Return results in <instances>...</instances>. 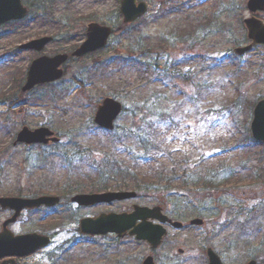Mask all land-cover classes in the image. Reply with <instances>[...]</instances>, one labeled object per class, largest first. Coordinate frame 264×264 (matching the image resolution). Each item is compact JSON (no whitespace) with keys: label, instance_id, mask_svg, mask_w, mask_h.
I'll list each match as a JSON object with an SVG mask.
<instances>
[{"label":"rangeland","instance_id":"1","mask_svg":"<svg viewBox=\"0 0 264 264\" xmlns=\"http://www.w3.org/2000/svg\"><path fill=\"white\" fill-rule=\"evenodd\" d=\"M146 1V15L124 27L119 0H22L29 10L25 21L0 27V196L61 195L76 180L83 186L78 191H88L89 165L106 154L130 164L141 131L151 135L157 152L137 171L153 173L162 166L170 183L178 177L181 184L187 181L183 169L217 176L225 170L220 177L228 183L212 191L174 188L86 209L69 204L67 195L54 210L24 213L13 230L44 234L57 228L46 252L63 247L55 261L62 264H140L151 253L156 264H207L206 248L223 264L249 259L264 264V145L249 130L250 102L264 99V45L240 58L233 54L249 43L243 21L255 15L264 22V14L249 13L247 0ZM90 22L121 32L105 49L69 60L59 81L22 95V73L39 55L21 52L19 43L46 35L53 41L45 55L70 53ZM105 98L127 109L111 134L92 123ZM23 127H47L60 144L14 145ZM163 201L166 215L184 227L168 228L156 251L133 238L92 239L76 230L80 218ZM192 218L204 220L203 227L187 225ZM50 262L44 255L25 261Z\"/></svg>","mask_w":264,"mask_h":264},{"label":"water","instance_id":"2","mask_svg":"<svg viewBox=\"0 0 264 264\" xmlns=\"http://www.w3.org/2000/svg\"><path fill=\"white\" fill-rule=\"evenodd\" d=\"M137 0H121L120 16H122L123 24H129L141 17L146 12L145 4H136ZM247 9L251 13L264 10V0H248ZM27 14V10L22 6L21 0H0V25L15 20L23 19ZM244 26L247 31V38L251 44L234 50L235 54L242 56L248 52L252 46L264 44V23L254 17L246 19ZM111 30L107 27H99L97 24H89L87 27V38L85 42L76 50L72 56L80 57L86 53L93 52L106 45ZM50 41V38H43L24 44L21 48L33 49L40 51L44 45ZM67 59L66 55H58L53 58L42 57L34 60L29 66L26 83L22 88V92H27L34 86L54 82L63 76L58 67ZM121 104L113 99H105L94 115V122L104 130L113 129V121L121 113ZM250 131L253 140L264 144V100L257 103L253 110V118L250 124ZM53 135L47 128H38L29 131L23 128L16 138V142L25 144L47 143V137ZM53 143L57 142L56 138L51 139ZM134 193H104L100 195H78L71 198V202L79 206H90L97 203H110L115 200H124L134 198ZM59 202L57 197L41 196L35 199L22 198H1L0 206L2 209L13 210L14 215L3 224V231L0 234V251L3 255L25 257L36 250L48 245L49 238L38 234H27L21 236H13L7 230V225L14 222L23 209H34L41 206L54 207ZM149 220H158L160 224L169 223L173 228H180L181 224L172 223L167 217L161 214L159 207L148 209L145 207H133V212L129 214H108L100 215L97 219H84L80 221V229L82 233L93 235H104L107 233H115L118 237L134 236L138 241L146 242L152 249L158 247L166 235V230L158 225L152 224ZM190 224L200 226L202 221L194 219ZM128 232V233H127ZM0 252V256L1 253ZM208 264H222L219 258L210 250H207ZM142 264H154L151 257L145 258ZM248 264H255L254 261Z\"/></svg>","mask_w":264,"mask_h":264},{"label":"trees","instance_id":"3","mask_svg":"<svg viewBox=\"0 0 264 264\" xmlns=\"http://www.w3.org/2000/svg\"><path fill=\"white\" fill-rule=\"evenodd\" d=\"M252 104H254V102H250V109L253 107ZM8 106L10 107V105ZM151 138V135L145 133L144 131H141V133L135 135L134 139L136 142V147L139 151L130 154V164H132L133 167H130L129 164H125L124 160L121 161L116 158L112 160L113 156L106 154L104 156V160L101 162L104 167L103 170H105L104 172L106 174L103 176L104 173L101 174L102 167H98L97 176L100 182L92 184L90 190L98 192L107 191L110 189H121L134 190L140 194L146 192L158 194L165 190L167 193L168 190L174 188L183 191L189 188L191 193L194 190L198 193L200 192L198 191V188L201 190L212 191L217 189L219 186L228 183L227 177H220L221 174H224V169V171H220V173H218V176L214 175L215 172L212 174V172L203 173L200 171H195L194 169L190 171L183 169L181 172L186 173L187 181H180L181 184L178 183L180 180L178 177L175 182L170 183L172 182L171 179L164 177L165 173H163L164 170L161 168L162 166L154 169L155 171L153 173L149 172V169L147 171L146 168L144 171H137L140 166L143 168L142 166L145 164L147 165L150 159L155 156V152H157V145L151 142ZM122 144L125 145L124 142ZM178 169L180 168L178 167ZM111 180L114 181V185L111 184ZM175 183L177 184L173 187V184ZM187 192H189V190H187Z\"/></svg>","mask_w":264,"mask_h":264},{"label":"flooded vegetation","instance_id":"4","mask_svg":"<svg viewBox=\"0 0 264 264\" xmlns=\"http://www.w3.org/2000/svg\"><path fill=\"white\" fill-rule=\"evenodd\" d=\"M261 13V12H259ZM264 14V12H262ZM0 232H2V226H3V222H5L6 220H8V218L11 216V213L8 212V211H0ZM20 219L19 218L16 222H14L13 224H10L9 225V228L12 230V233L14 234H23V233H17V232H14L13 230V227L18 224L20 222ZM27 233V232H25ZM45 253V250H40V251H37L35 254H33L32 256H29V257H26V258H17V257H10V256H7V255H1L0 256V264H9L10 261H14V264H26L25 261L27 259H30V258H36L38 257L39 255H42Z\"/></svg>","mask_w":264,"mask_h":264}]
</instances>
